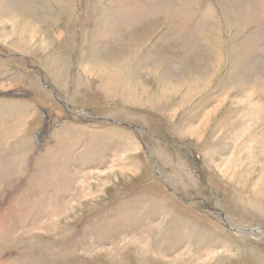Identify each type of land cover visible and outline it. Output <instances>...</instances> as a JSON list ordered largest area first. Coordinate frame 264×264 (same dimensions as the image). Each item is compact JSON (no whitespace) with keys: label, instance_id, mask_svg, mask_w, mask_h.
I'll list each match as a JSON object with an SVG mask.
<instances>
[{"label":"rangeland","instance_id":"rangeland-1","mask_svg":"<svg viewBox=\"0 0 264 264\" xmlns=\"http://www.w3.org/2000/svg\"><path fill=\"white\" fill-rule=\"evenodd\" d=\"M0 264H264V0H0Z\"/></svg>","mask_w":264,"mask_h":264}]
</instances>
